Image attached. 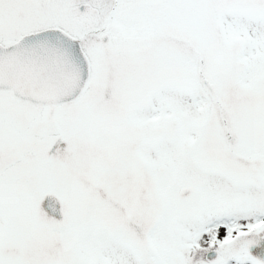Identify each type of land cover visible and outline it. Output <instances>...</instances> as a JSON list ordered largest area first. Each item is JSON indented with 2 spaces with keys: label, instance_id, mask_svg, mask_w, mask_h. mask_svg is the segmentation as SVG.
<instances>
[{
  "label": "snow or ice",
  "instance_id": "obj_1",
  "mask_svg": "<svg viewBox=\"0 0 264 264\" xmlns=\"http://www.w3.org/2000/svg\"><path fill=\"white\" fill-rule=\"evenodd\" d=\"M0 264H264V0H0Z\"/></svg>",
  "mask_w": 264,
  "mask_h": 264
}]
</instances>
